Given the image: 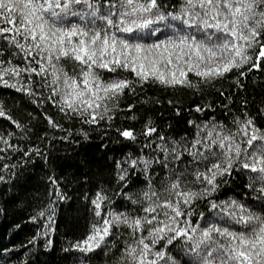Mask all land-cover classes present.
<instances>
[{
  "label": "snow or ice",
  "instance_id": "snow-or-ice-1",
  "mask_svg": "<svg viewBox=\"0 0 264 264\" xmlns=\"http://www.w3.org/2000/svg\"><path fill=\"white\" fill-rule=\"evenodd\" d=\"M162 30L173 35L144 43L145 33ZM18 56H22V64L13 63ZM65 60L72 61L71 73L62 63ZM260 61H264V0H183L179 8L166 5L164 0H0V85L25 94L33 103L51 102L59 112L87 125L98 127L101 121H111L125 90L134 93L149 80L198 88L189 73L207 84L225 78L234 69H244L239 72L243 77L245 71L261 68ZM102 70L131 71L134 76L129 79L117 74L105 80ZM134 107L128 105L130 110ZM210 107L195 106L196 111ZM9 111L0 100V117H6L27 136L28 124L14 119ZM259 111L264 113V109ZM242 117L231 122L235 132L215 120L203 127L189 121L197 129L191 141L172 140L169 144L165 136H158L160 143L154 151L162 153L163 159L159 155L133 159L129 154L117 161L119 194L133 209L116 212L105 189L99 188L91 199L96 222L83 240L71 243L65 251L79 252L76 259L84 264L88 253L108 247V240L123 227L129 229L133 242L125 241L115 264H177L168 253L174 243H179L190 258L188 264H264V211L256 212L232 198L219 202L211 199L228 183L225 177L240 169L250 173L247 188L257 194L264 209V128H258L257 117L246 110ZM44 118L51 127L62 128L51 115L45 113ZM117 132L123 138L136 139L129 128ZM156 132L148 117L142 134L151 139ZM79 133L88 139L89 133L83 128ZM70 136L69 131L64 139ZM14 137L16 132H0L4 146L0 152L22 151L10 143ZM29 152L41 155L39 148H29L23 155ZM185 154L191 159L184 170L169 169L159 191L151 175L137 198H133L135 193L123 191L130 186L131 170L149 173L153 165L168 169ZM7 159V155H0V162ZM14 168L15 164H2L8 176L15 174ZM187 175L192 176L191 181L184 178ZM5 179L0 174V182ZM49 181L53 189L48 193V204L30 217L32 221L44 218L43 231H38L30 244L53 230L55 206L67 198L55 178L49 177ZM198 200H207L210 218L195 208ZM194 215L200 219L193 222ZM50 245L48 240L45 247Z\"/></svg>",
  "mask_w": 264,
  "mask_h": 264
},
{
  "label": "trees",
  "instance_id": "trees-1",
  "mask_svg": "<svg viewBox=\"0 0 264 264\" xmlns=\"http://www.w3.org/2000/svg\"><path fill=\"white\" fill-rule=\"evenodd\" d=\"M182 2L183 0H164L166 5H175L177 8ZM145 35L147 39L144 43L151 44L163 41L166 36L173 34L162 30ZM13 63L22 64V56L13 59ZM62 63L71 73L72 61L65 60ZM260 63L261 68L245 71L243 77L239 76V72L244 69H234L226 74L225 78L207 84L194 73H189V79L193 84H199L198 88L165 86L149 80L138 86L134 93L125 90L118 109L112 114V120L101 121L98 127L84 124L79 118L59 112L51 102L33 103L25 94L0 85V100L3 101L5 109L10 110L8 114L21 123L28 124V134L24 136L6 117H0V132L5 135L8 131L16 132L17 137L10 140V143L22 149L20 152H0V155L8 156L7 160L0 162V174L6 177L5 181L0 182V264H80L76 259L80 253L66 252L65 249H68L71 243L83 240L91 225L96 222L91 199L102 187L111 198L116 212L131 211L134 206L119 194L122 189L116 182V163L124 160L129 154L133 159L141 155L147 159L159 155L163 159L162 153L154 151L156 144L160 143L159 135L165 136V142L169 144L172 140L191 141L196 138L197 129L194 124L188 122L194 121L203 127L204 123L212 120L222 122L235 132L236 128L231 122L234 117L243 118L242 112L245 110L257 117L258 128H264V113L259 111L264 109V61ZM102 73L105 80L117 74L129 79L134 76V73L125 70H118V73L102 70ZM34 79L40 80V77ZM42 91L45 96L48 94L47 88ZM169 100L174 103L169 104ZM129 104H133L134 109L130 110ZM198 104H210L211 107L196 111L195 106ZM45 113L51 115L62 128L51 127L44 118ZM132 116L136 119H132ZM148 117H151L157 128L151 139L142 134ZM81 128L89 133L88 139L80 135ZM126 128L136 133L134 141L123 138L117 132V129L123 131ZM69 131L71 136L66 140L64 137ZM149 144L151 148L147 147ZM3 147L0 143V148ZM29 148H39L41 155L29 152L28 156H24L23 152ZM190 159L191 157L185 154L180 162L170 163L168 169L153 165L149 173H143L139 168L133 169L130 172V186L125 187L123 191L135 193L133 198H137L139 193L146 189L148 175H151L152 184L159 191L165 183L164 178L168 175V170L176 168L177 171H183L184 165L188 164ZM3 163L15 164L16 168L12 170L15 174L8 176L2 169ZM203 167L201 165L202 169ZM188 171L191 172L192 168ZM249 175V172L237 169L231 177H225L228 183L223 184L211 199L219 202L232 198L256 212L264 211L257 200V194L247 188ZM49 177L55 178L67 198L58 201L55 206L53 230L47 237L40 236L30 244L32 237L36 236L38 231H43L44 218L32 221L30 217L39 207L46 206L49 202L48 193L53 189ZM184 178L192 180L190 175ZM190 186L196 189L200 187ZM85 196L88 198L85 199ZM195 208L210 218L212 210L207 207V200L196 201ZM135 211L140 210L136 208ZM198 219L200 217L194 215L193 222ZM201 226L205 225L202 223ZM128 232L129 229L123 227L116 230L107 242L108 247L102 246L88 253L84 264H115L125 241L133 242L128 237ZM48 240L51 245L45 247ZM168 253L177 264H188L190 260L184 255L179 243L169 246Z\"/></svg>",
  "mask_w": 264,
  "mask_h": 264
}]
</instances>
